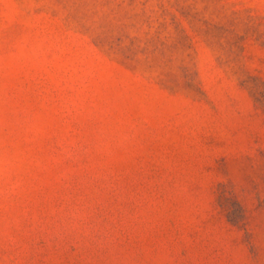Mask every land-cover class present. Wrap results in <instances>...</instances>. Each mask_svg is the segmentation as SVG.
I'll return each mask as SVG.
<instances>
[{"label":"rangeland","instance_id":"rangeland-1","mask_svg":"<svg viewBox=\"0 0 264 264\" xmlns=\"http://www.w3.org/2000/svg\"><path fill=\"white\" fill-rule=\"evenodd\" d=\"M0 264H264V0H0Z\"/></svg>","mask_w":264,"mask_h":264}]
</instances>
